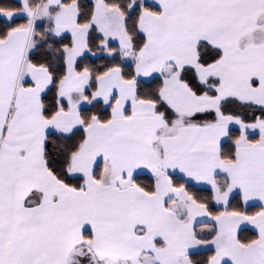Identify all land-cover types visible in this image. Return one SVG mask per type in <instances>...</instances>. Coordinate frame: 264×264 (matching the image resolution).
Instances as JSON below:
<instances>
[{
	"label": "snow or ice",
	"instance_id": "obj_1",
	"mask_svg": "<svg viewBox=\"0 0 264 264\" xmlns=\"http://www.w3.org/2000/svg\"><path fill=\"white\" fill-rule=\"evenodd\" d=\"M0 264H264V0H0Z\"/></svg>",
	"mask_w": 264,
	"mask_h": 264
}]
</instances>
